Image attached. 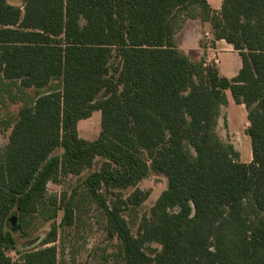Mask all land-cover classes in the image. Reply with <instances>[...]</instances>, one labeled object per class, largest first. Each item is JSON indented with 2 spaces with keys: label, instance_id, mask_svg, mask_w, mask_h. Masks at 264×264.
Here are the masks:
<instances>
[{
  "label": "trees",
  "instance_id": "obj_1",
  "mask_svg": "<svg viewBox=\"0 0 264 264\" xmlns=\"http://www.w3.org/2000/svg\"><path fill=\"white\" fill-rule=\"evenodd\" d=\"M187 19L209 23L213 42L239 54L235 77L179 50ZM226 91L246 111L248 164L216 131ZM8 104L19 108L1 124L10 133L0 151V264H57L47 247L54 228L13 263L7 220L16 211L23 228L46 208L48 183L80 176L97 158L83 188L125 264H264V0H222L219 13L206 0H0V106ZM94 112L101 132L87 141L77 125ZM150 172L167 187L133 236L123 213L148 198L137 186ZM71 216L69 203L63 221Z\"/></svg>",
  "mask_w": 264,
  "mask_h": 264
},
{
  "label": "rangeland",
  "instance_id": "obj_2",
  "mask_svg": "<svg viewBox=\"0 0 264 264\" xmlns=\"http://www.w3.org/2000/svg\"><path fill=\"white\" fill-rule=\"evenodd\" d=\"M218 1H211V5L213 4L214 6V3H218ZM6 2L16 7H22L24 4V0H6ZM219 11L215 12L219 13ZM190 14L195 15V11ZM187 21L198 20L187 19L184 21L183 26ZM201 24L203 25L204 23ZM214 45L211 27L209 29H203L202 27L201 47L203 49L205 47L213 48ZM217 54L205 51L200 59L195 60V62L202 61L204 67L217 69ZM18 108L19 104H8L5 109L0 106V151L7 144L10 133V130L3 128L2 123L6 122L9 124L12 121V117L6 115H15ZM220 117L219 126L216 128L217 134L223 141L233 145L239 153L241 163H250L251 144L249 137L246 135L248 123L245 110H241L238 106L231 103V106L221 109ZM227 118L230 121V127L227 125ZM100 132L99 112H94L89 120H83L78 123V136L84 140L94 141L98 138ZM60 153L61 150L56 152V154ZM143 157H146V153H143ZM102 162V159L97 158L93 167L84 171L80 176L69 175L60 178L57 183H48L44 201L46 208H40L37 213L27 216L23 228L18 226L20 224L17 212H12L11 216H17V230H11L8 225L7 229L15 239L16 249L15 251H7L6 255L13 263L19 262L21 254L40 248L42 242L51 236L50 232L54 228L55 242L47 247L53 246L56 248L57 264H125L121 257L119 240L110 238L108 235L105 214L97 203L86 194L82 184L87 176L99 169ZM166 187L167 180L162 175L153 172H150L148 177L138 184V189L148 192V198L140 207L123 213V217L128 223L133 236L137 235L141 219L149 216L151 208L162 192L166 190ZM132 192L133 189H128L120 193L113 191V194L114 196L120 194L123 197H127ZM113 199L112 196L108 195L105 200L109 203ZM69 203L72 205L71 222L68 220L64 222V209L69 206ZM54 210L57 212L56 218L48 220V216ZM149 246L158 251L160 250V246L157 244H150Z\"/></svg>",
  "mask_w": 264,
  "mask_h": 264
},
{
  "label": "crops",
  "instance_id": "obj_3",
  "mask_svg": "<svg viewBox=\"0 0 264 264\" xmlns=\"http://www.w3.org/2000/svg\"><path fill=\"white\" fill-rule=\"evenodd\" d=\"M206 1L213 10L215 11L220 10L222 0H219L218 3H214V6L213 4L211 5V1L214 2V0H206ZM202 27L203 29L210 28L208 23H204L202 25L199 21H187L177 36V46L179 50L183 52L186 56H188L192 61L200 59V57L203 55V52L205 51L210 53L211 52L218 53L217 54L218 58L216 60V68L218 70L219 75L227 79H231L235 77L241 68V58L239 54L233 50L232 46L228 45L224 41H216L213 48L205 47L203 49L201 47ZM225 94L228 102L227 106L229 107L231 106V103L234 104V102L232 100L229 91H226ZM234 105L238 106L241 110H245L242 105H236V104ZM219 123H220V119L218 121V126ZM227 125L228 127H230V121L228 118H227ZM77 131H78V125H77Z\"/></svg>",
  "mask_w": 264,
  "mask_h": 264
},
{
  "label": "water",
  "instance_id": "obj_4",
  "mask_svg": "<svg viewBox=\"0 0 264 264\" xmlns=\"http://www.w3.org/2000/svg\"><path fill=\"white\" fill-rule=\"evenodd\" d=\"M7 225L11 230L16 231L17 230V216L15 215L10 216L7 220Z\"/></svg>",
  "mask_w": 264,
  "mask_h": 264
}]
</instances>
